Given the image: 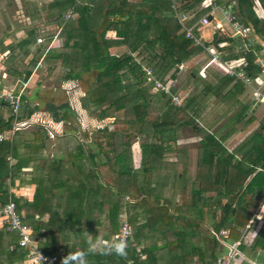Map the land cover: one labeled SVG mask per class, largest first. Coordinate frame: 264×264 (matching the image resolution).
I'll return each instance as SVG.
<instances>
[{
	"label": "trees",
	"instance_id": "trees-1",
	"mask_svg": "<svg viewBox=\"0 0 264 264\" xmlns=\"http://www.w3.org/2000/svg\"><path fill=\"white\" fill-rule=\"evenodd\" d=\"M181 1L186 2L183 5L186 10L202 2ZM237 3L238 19L250 28L253 38L264 41V18L257 16L255 1L237 0ZM70 8L79 13L78 17L65 18L64 14ZM48 9L53 21L62 27L60 34L65 40L61 51L50 49L46 58L63 60L69 68L64 75L65 80H80L83 73L98 71L86 102L100 110L102 119L124 112L128 124L143 134L140 146L145 167L143 170L134 168L131 143L122 142L117 139L120 133L104 127L97 132L94 142L105 159L99 161L97 153L89 151L93 166L85 171L80 160L86 157L87 151L83 144H78L67 157H54L41 167L50 170L48 177L34 175L27 179L36 183L33 199L27 200L11 191L26 164L24 160L13 166L10 164L9 157L18 156V140L3 138L0 140V208L10 199L14 200L23 221L32 227L33 239L47 255L59 257L57 264H62L68 253L76 254L70 258V264H194L196 257L201 264H216L219 256L227 254L224 250H229L228 245L237 241H240V253L234 264H242L245 259L243 252L248 248L252 251L250 253L264 259V216L257 228L251 221L255 216L254 209L258 207L252 198L264 196V135L260 130L255 131L242 144L241 158H236L215 133L211 134L196 124L200 115L199 99L209 92L216 95L224 92L226 97L243 90L244 83L215 66L209 67H215L212 77L217 81L211 79V74L203 78L199 75L202 65L188 75L185 85L193 83L194 87L180 106L172 103L171 94L157 91L148 83L146 68L152 69L163 82L172 80L171 92L177 93L175 81L178 72L188 60L204 52L203 47L196 46L187 38L173 15L171 0H121L118 5L108 0H93L86 5L79 4L77 0H52ZM208 10L209 6H206L190 23ZM108 31H113L114 35L108 36ZM35 36V30H29L18 45L29 52ZM246 42L242 37L215 31L211 42L206 44L214 45L223 53L225 60L244 56L246 64L243 69L253 78L259 71L255 52L258 45L254 42L246 48ZM114 47L124 48V51L112 53L110 49ZM10 73L16 74V71ZM30 75L31 71H27L23 79ZM199 88L202 98L195 95ZM154 97L158 104L156 107L152 103ZM21 100L24 107L20 109V106L17 112L10 101H4L12 107L8 117L4 116L1 109L3 101L0 100V133L12 129L17 121L29 119L37 110L36 106L23 104L24 96ZM47 109L56 121L71 117L68 103L49 105ZM247 110L248 106H243L236 117L243 120ZM253 119L254 116L248 118ZM181 126H192L201 135L199 186L192 189L188 210L179 211L178 205L171 213V200L166 198L162 202L159 193L152 195L161 184L157 180L154 184L152 173L156 170L155 163L164 153V141L170 140ZM31 134L34 141H25V146L40 152L48 136L44 127L39 125L38 131ZM114 140L116 146L112 144ZM66 163H70L73 169L78 168L80 173L70 178L64 171ZM206 191H216L217 194L205 197ZM98 196L102 198L98 199ZM210 199L215 204L213 211L203 207ZM105 204H108L107 210L104 209ZM218 209H221V216L216 218ZM97 210L102 213L98 217ZM210 212L208 222L206 215ZM45 214H49L47 221L41 219ZM125 215L133 227V236L128 240L126 254L118 255L111 248L118 243L114 236L119 232ZM162 222L164 230L160 232L158 225ZM250 227L255 234L248 244L242 230ZM100 229L102 233H99ZM195 234L202 237V243L191 241ZM159 235L164 240L162 244L155 241L144 244L147 238ZM19 239L17 231L9 230L7 225L0 227V264H24L29 251L20 245ZM163 249H167L165 261L158 256V251Z\"/></svg>",
	"mask_w": 264,
	"mask_h": 264
},
{
	"label": "rangeland",
	"instance_id": "rangeland-1",
	"mask_svg": "<svg viewBox=\"0 0 264 264\" xmlns=\"http://www.w3.org/2000/svg\"><path fill=\"white\" fill-rule=\"evenodd\" d=\"M48 1L49 0H0V100L3 101V103H1V109L4 112L5 117H8L11 113V105L4 104V94L9 92L20 93L21 96H24L25 100L23 101V104H26L27 107H37V110L32 115V123L25 126H19L17 124H14L12 129L5 131L2 134L6 139H13L16 141L18 140V159H21L20 155H24V157H26L25 159L29 161L32 159L34 161L33 164L35 166V171H37L38 167L41 171L40 175H44V177L45 175L46 177L49 176L50 170L48 168H41L42 166L44 167L45 164L47 165L48 162L51 161V159H54V157H67L70 151L76 149V146L78 144H83L85 150L87 151L86 157L80 160V163L82 167H84L85 171H88L93 166L92 158L90 157L89 151L97 153L96 158L99 161L100 159H105L104 154L99 151V146L94 142L95 135L100 129L104 127H107L110 131L120 133L121 135H119L117 139L120 138L122 142L129 141L131 143V150L133 143H140V140L143 137V134L138 132L136 127L130 126L128 124L123 111L117 112L115 116H110L102 119L99 116L100 110L96 109L92 103H89L88 101L86 102L87 93L96 81V76L98 72L97 70L87 71L83 73L82 79L80 80H65L64 75L66 74L69 68L63 62V60L55 58H46V54L50 49L61 51L63 49V44L65 40V38L60 34L62 27H60L59 24L55 23L53 21V18L48 13ZM31 29L35 30L36 40L29 46V52L26 53L24 51V47H20L18 43L21 39L26 37L29 30ZM212 30L213 29L211 26L205 30L204 33H206V38L211 37ZM50 35H53V37H49ZM107 35L109 36L111 34ZM40 37L43 38V42L38 41V38ZM251 38V40L253 41V37ZM8 46L9 49H5V47ZM111 51L112 53L119 54L124 51V48L117 47ZM209 57L210 56H207L205 52L198 53L196 59L193 62L189 63L186 69L184 68V74H179V76L177 77V93L183 95H185L186 92L189 93L191 89H186L188 84L185 85L187 83L186 81L188 74L190 73V71L200 69V67L206 63ZM36 59L38 61L35 63ZM214 68L209 67L207 69V77H209L210 74L211 77L214 76ZM10 71H16V74H12L10 73ZM27 71H31V75L28 79L25 80L23 79V76ZM251 88L252 87L248 88L247 93L245 95V97L249 99H251V97L253 96V90ZM197 93L198 92L196 91L195 95H197ZM185 96L187 97V94ZM234 102V100L230 102L228 101V104L230 103V107L229 110H227V114L222 115V111H218V116L221 120L220 122H218V127L222 123L228 121L225 125L224 131L227 130L228 127H230L231 125H234L238 122H240V125L242 124L243 128V120L238 119L236 117V115L242 109V106H240V103L234 105ZM64 103H68L71 108L70 112H68V114L71 116H69L70 119H64L61 121V123H59V125L51 126L49 124V119L46 120L49 114L51 115L47 107L49 105L56 106ZM152 103L154 107L158 105L156 97L152 99ZM20 104L21 109L24 107V105H22V100ZM220 109L221 108L217 110ZM162 111L160 112V114L163 113ZM260 113V117H262L260 121L261 124L263 123L264 126V110H262V112ZM246 116L249 117L250 115ZM200 118V122L196 120V124L198 126H206L207 122L209 126L211 125L212 120L210 118L207 117V119L203 120V118H205L204 115L202 119ZM245 119H247V117H245ZM39 125H41V127H44L48 135L47 138H45L44 140V146L41 148L40 152L36 151L34 147L26 148L24 143L25 141H34L31 140V136H34L31 133L37 132ZM255 128L256 127L253 126L251 130H247L248 132L246 130H242L243 132L237 134V137L232 144V147L234 149L231 148L233 149L232 152L235 154L236 158H241L242 151L240 148L242 147V144L255 131L260 130L264 135L263 127L258 126L256 129ZM180 130V134H182V136L185 138H191L196 136V133L191 126H185ZM213 130L215 129L213 128ZM52 134H54L55 136H53ZM105 140L106 139H104V141ZM115 142L116 140H114L112 144L115 145ZM196 147L197 143L195 146L194 143L185 142L181 144L179 149H185L187 151L192 150L193 154L196 155ZM161 159L162 158H159L157 160V163H155L156 170H154L152 173L153 178L151 177L153 179L154 184L156 180L159 181V183L161 184L158 185V190H153L152 195L156 194L155 192H157V194L159 193L162 196V202H164V199L166 198H168L169 201L171 200V202L173 203V207L170 209L171 213L176 211L175 204L179 205V211L184 212L189 208L192 196V189L197 188L199 186L197 176L195 177V174L197 175L198 173V162L196 163V165L195 163L191 166L189 165V171H187L186 168H182L183 172L185 173V178H183L185 180H174V178L173 180H163L161 179V177H163L162 174L164 172V168L162 167H164L165 164L164 161H162ZM9 161L12 166L15 165V163H13L12 161V156L9 157ZM137 165V168L140 167L141 170H143V167H145V165H142V163L141 165L137 163ZM194 166L196 168L195 174L193 168ZM158 168H160L159 171L157 170ZM178 169L181 170L179 165ZM64 171L69 175L70 178H73L74 174L80 173L78 168L73 169L70 163H66L64 165ZM172 172H175V170L172 169ZM172 172L171 174H173ZM141 176L142 178H145V175ZM17 178L19 177L17 176ZM163 182L166 184L165 187L162 186ZM15 186L11 187V191L16 188ZM170 186H177L180 189V192L177 194H169V192H171V190H169ZM211 192L216 191H206L204 193L205 197H208L209 195H214L208 194ZM97 198L100 199L102 197L98 196ZM249 198L250 197L247 196V199ZM252 200L258 204V207L254 209L255 216H253L251 220L253 221L256 227L260 225L263 220L264 196H254ZM225 202L226 200L224 198L223 203ZM204 208L208 211L206 207ZM104 209H108V204L104 205ZM100 213L101 212L97 210L96 216H100ZM209 216H211V212L209 215H206V219L208 222L210 220ZM216 216V218L221 216V209L217 210ZM126 218H128V216L125 215L122 219ZM41 219L47 221L49 218L46 217L45 214L41 217ZM242 231L244 232V241L249 244V241L253 239L255 230H252V228L250 227L244 228ZM102 232L103 231L100 229L99 233ZM193 237V243H202V237L199 234H195ZM150 239V241L145 240L144 244L154 243L153 239ZM160 241L163 242L164 240L162 238L155 240L157 244L160 243ZM99 244L100 241H98L97 246H99ZM228 251V249L224 250V253H227ZM250 252H252L250 248L243 252V256H245L246 258L245 260L243 259V263L245 262L244 264H264V259L260 258L259 260L258 258L253 256V253ZM166 253L167 249L158 251L159 258L162 257L161 261H165ZM194 264H201V261L198 260V258L196 257L194 260Z\"/></svg>",
	"mask_w": 264,
	"mask_h": 264
},
{
	"label": "crops",
	"instance_id": "crops-1",
	"mask_svg": "<svg viewBox=\"0 0 264 264\" xmlns=\"http://www.w3.org/2000/svg\"><path fill=\"white\" fill-rule=\"evenodd\" d=\"M51 1L52 0H49L48 2L50 3ZM77 1L81 5H86V4L91 3L93 0H77ZM98 1L99 2H107V0H98ZM108 1L114 2L115 5H118L121 2V0H108ZM129 1H131V2H141L143 0H129ZM188 1H189V3L194 2V0H188ZM204 1L205 0H202V2L199 5L193 7L192 9H189V10L187 9L189 11V13L191 14V20L190 21L195 19L197 17L198 13L206 7V3H204ZM216 1L219 4H221V5H225L230 0H216ZM254 1H255V6H254L255 12H256V14H257V16L259 18L263 19L264 18V1H262V0H254ZM73 10H74V8H70L69 10H67L65 12L64 15L69 13L70 14L69 17H72V18L78 17L79 13L78 12H73ZM203 16L198 18L195 22H198ZM208 17L212 19V22L210 24L203 25L202 28H201V31H200V34H201L203 40L206 43L211 42V40L213 38V34L215 33V23L216 22H220V23H222L225 26V28H228L225 20L223 19L222 13L220 11L215 10L214 13L212 14V17L211 16H208ZM210 26L213 29L212 30V34H211V37L206 38V35H205L206 33H204V32ZM107 34L114 35V32L113 31H108ZM111 35H109V36H111ZM253 41H255V45H258L257 47H255V52H257L259 56H263V54H264V52H263L264 41L261 40L260 38H255V37L253 38ZM114 48H116V47H114ZM114 48H111L110 51L114 50ZM206 54H207V56H210L208 53H206ZM196 56H194L193 58L188 60L183 65L182 69L178 72L177 77L179 76V74L180 75L184 74V68L186 69L187 65H189V63L193 62L196 59ZM209 59H210V57L208 58L206 63L209 61ZM191 72L192 71H190V73ZM190 73L188 75H190ZM211 79H213L214 81H217L213 77ZM176 82L177 81H175V83ZM193 87H194V85H193V83H191L190 85L187 86L186 89L190 88L192 90ZM248 88H250V87L244 85V89L243 90L235 91L234 93L229 94L226 97L223 94L224 92H222V93H220L218 95H216L213 92H209V94H207L206 96L203 97V93H202L201 89L199 88L197 90V92H198L197 95L199 97H201V98L203 97V98L199 99V107H200L199 108L200 109L199 114L200 115L198 116V118L196 120L200 122L199 118L201 116L203 117V115L205 116V118H203V120L207 119V117L212 120V123H211L210 126H209V124L207 122L206 126L202 125V126H199V127L204 128L205 130H207L211 134L215 133L217 138L223 143V145L226 147V149L228 150L229 153H231L232 150L234 149L232 147V144H233L234 140L236 139L237 134L243 132L242 130H246L247 131V130H251V128H253V126L256 127V128L258 126H261V127H263V131H264L263 123L261 124V121H260L262 119V117H260V114H261L260 112H262V110H264V102L255 103L254 96H252L251 99L245 97ZM190 91H189V93H190ZM189 93L186 92L187 96L189 95ZM185 95L181 94V96L183 98L186 97ZM232 100L235 101L234 105L235 104L237 105V103H240L241 104L240 106H242V107L247 105L248 106L247 115L254 116V119L253 120H248V118L250 116L249 117L245 116V117H247V119H245V117L243 119V122H244L243 123V128H242V124L240 125V122H238V123H235L234 125H231L230 127H228L227 130L224 131L225 125L227 124L228 121L222 123L218 127V124H219L218 122L221 121L219 119V116H218L219 115L218 111H222V115L227 114V110H229V107H230V103L228 104V101L230 102ZM219 108H221V109L217 110ZM236 108H238V107H236ZM202 117L200 119H202ZM48 119H49V122H50L49 124L51 126L59 125V123H61V121H62L61 120V121L58 122V121L54 120L52 114L51 115L49 114V116H48V118L46 120H48ZM215 122H217V123H215ZM184 127L185 126H181V127L177 128L175 130L174 134H173V137L170 140H168V141H164V143L162 145L163 149H164V153L161 156V158H162L161 160L164 161V164H165V166L162 167V168H164V172L162 174L163 177H161V179H163V180L164 179H167V180L168 179H172L173 180V178H174V180H178V179L179 180H183V178H185L184 177L185 173L183 172L182 168H186L187 171H189L188 168L191 165H193L194 163L196 165V163L198 162L199 151L201 149V135L192 128L195 131L196 136L195 137H191V138H185V137L182 136V134H180V131H181L180 129H182ZM213 128L215 130H213ZM52 135L55 136L54 134H52ZM185 142L194 143L195 146H196V143H197V147H196L197 154L196 155L193 154L192 150H188L187 151L185 149H179L181 144L185 143ZM192 146H193V144H192ZM231 148H233V149H231ZM18 157L19 156L12 157L13 163L16 164L18 162V160H24L26 162V164L22 168V172H21V175L19 176V178H16V182H17L16 186H15L16 188H14L12 191L18 197H23V198H26L27 200H32L33 197H34V194H35L36 183H33L31 181H27V179L29 178L28 180H30V178H32L35 175V172H36V176H37V173H38V177H39L41 171H40V169L38 167H37V171H35V169H34L35 166L33 164L34 161L32 159L29 161V160L25 159L26 157H24V155L23 156L20 155L21 159H18ZM132 158H133L134 168L137 169V166H138L137 163H139V165H141V163H142V151H141L140 143H137V142L133 143V145H132ZM178 165L181 168V170L178 169ZM138 168H140V167H138ZM193 168H194V174H195L196 173V168H195V166ZM172 169L175 170V172H172ZM171 172L174 175L171 174ZM44 174H45V172H44ZM196 176L197 175L195 174V177ZM162 184H163L162 186L165 187L166 184L164 182ZM169 190H171V192H169V194H177V193L180 192V189L177 186L176 187H171L170 186ZM208 194H214V195H209L208 196V197H213V196L216 195V192H211V193H208ZM175 206L177 207L178 205L175 204ZM204 207H206L209 210L211 209V211H213V209H215V204H213V200L210 199V200H208L207 204L204 205ZM46 217L49 218V214H46ZM158 227H159L160 232L163 231L164 230V223L163 222L160 223L158 225ZM161 237L162 236H160V235L158 237L154 236V238H152V239H153V241H155L156 239H160ZM192 238H194V237L193 236L191 237V241L194 242V240ZM146 240L150 241L151 239L147 238ZM163 242L160 241V243H158V244H162ZM196 244H197V242H196ZM253 256H255L256 258H258L260 260V257H259L258 254H254ZM244 263H243V260H242V264H244Z\"/></svg>",
	"mask_w": 264,
	"mask_h": 264
},
{
	"label": "built area",
	"instance_id": "built-area-1",
	"mask_svg": "<svg viewBox=\"0 0 264 264\" xmlns=\"http://www.w3.org/2000/svg\"><path fill=\"white\" fill-rule=\"evenodd\" d=\"M173 7V15L179 21L181 26L186 32L187 38L191 39L196 46L203 47L204 52L210 55L209 61L199 70V75L203 78L207 77V68L209 66H215L222 69L225 74L235 77L236 80H240L245 86L252 87L253 96L255 103L264 102V54L259 56L257 54L256 64L259 67V71L252 78L247 75L244 71L243 66L246 64V58L241 56L236 59L225 60L223 53L219 51L214 45L206 44L203 40L200 31L203 25L210 24L212 19V14L215 10L222 13L223 19L225 20L228 28L220 23H215V31H220L222 34L231 37H242L246 39L245 47L248 48L250 44L254 42L251 40L252 33L250 28L245 26L237 16V0H230L227 4L221 5L216 0H205L206 6H209V11L195 23H190L191 14L188 10L183 8L184 1L181 0H171ZM70 14H66L65 17L69 18ZM229 30V31H228ZM39 42H43V38H38ZM221 43V45H224ZM146 77L148 83H150L153 88L157 91H162L164 93L171 94L172 103L176 106H180L183 97L179 93H172L171 86L173 84L172 80L166 82L161 81L153 73L152 69L146 68ZM5 100L10 101L13 110L17 112L20 107L21 94L15 92H9L4 94ZM33 122V117L29 119L17 121L15 124L19 126L29 125ZM4 135L0 133V140H2ZM7 225L8 229L11 231H17L20 235L19 243L21 246L25 247L29 252L27 253L24 264H57L60 259L57 255L49 256L47 255L38 245L35 239L32 237V227L26 224L21 214L17 211V206L14 200L10 199L4 204L0 211V227ZM133 236V227L129 223L128 219H123L119 232L115 234L116 240L119 242L123 241L126 246L128 240ZM240 241L233 244H229V251L226 255L219 256L217 258L216 264H234L235 257L239 254Z\"/></svg>",
	"mask_w": 264,
	"mask_h": 264
},
{
	"label": "clouds",
	"instance_id": "clouds-1",
	"mask_svg": "<svg viewBox=\"0 0 264 264\" xmlns=\"http://www.w3.org/2000/svg\"><path fill=\"white\" fill-rule=\"evenodd\" d=\"M126 244L121 241L117 244H114L111 248V251H114L118 255H125ZM76 254L68 253V255L63 259L62 264H70V258H74Z\"/></svg>",
	"mask_w": 264,
	"mask_h": 264
}]
</instances>
